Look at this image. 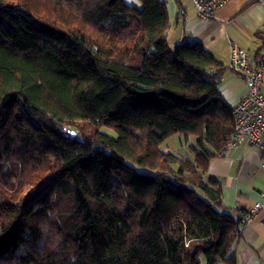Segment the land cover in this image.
Returning a JSON list of instances; mask_svg holds the SVG:
<instances>
[{
    "label": "trees",
    "instance_id": "obj_1",
    "mask_svg": "<svg viewBox=\"0 0 264 264\" xmlns=\"http://www.w3.org/2000/svg\"><path fill=\"white\" fill-rule=\"evenodd\" d=\"M137 2L0 0V264H237L246 210L206 174L234 132L226 67Z\"/></svg>",
    "mask_w": 264,
    "mask_h": 264
},
{
    "label": "crops",
    "instance_id": "obj_2",
    "mask_svg": "<svg viewBox=\"0 0 264 264\" xmlns=\"http://www.w3.org/2000/svg\"><path fill=\"white\" fill-rule=\"evenodd\" d=\"M140 7L137 0H125ZM169 19L170 44L184 39L198 40L226 67L218 90L232 106L247 92L245 82L228 68L229 47L235 43L251 53L257 43L254 32L264 23V0H228L213 19L198 16L192 0H164ZM168 150V147L167 149ZM261 150L246 140L228 145L210 159L206 174L221 181L225 206L248 210L256 202L261 206L242 225L236 249L237 264H264V169L260 167Z\"/></svg>",
    "mask_w": 264,
    "mask_h": 264
},
{
    "label": "built area",
    "instance_id": "obj_3",
    "mask_svg": "<svg viewBox=\"0 0 264 264\" xmlns=\"http://www.w3.org/2000/svg\"><path fill=\"white\" fill-rule=\"evenodd\" d=\"M228 0H192L199 17L213 19L217 11ZM228 68L245 82L247 92L231 106L234 117V132L228 143L233 145L246 140L261 150L260 167L264 169V64L256 65L251 53L245 48L232 43L228 53ZM221 82L224 76L220 78ZM224 147V148H225ZM219 151L218 155L224 150ZM264 201V188L261 192ZM261 206L256 202L253 207L244 212V219L248 220L252 213Z\"/></svg>",
    "mask_w": 264,
    "mask_h": 264
},
{
    "label": "rangeland",
    "instance_id": "obj_4",
    "mask_svg": "<svg viewBox=\"0 0 264 264\" xmlns=\"http://www.w3.org/2000/svg\"><path fill=\"white\" fill-rule=\"evenodd\" d=\"M69 127L74 129V130H77V128H79V127L83 128L86 133L90 132V130H91V126L88 123L83 122V121H77V122H75L74 125L69 126ZM100 129L115 135V132L113 130H111V129H108V128H105V127H102ZM185 142L186 141L184 140L182 135H180V134H172L169 137H167L166 139H164V141L161 144V147L164 150H166L167 147H168L169 151H173L175 153H182V154H185V155L187 154L188 155L191 152H190V150L187 147H185L186 146V145H184Z\"/></svg>",
    "mask_w": 264,
    "mask_h": 264
},
{
    "label": "water",
    "instance_id": "obj_5",
    "mask_svg": "<svg viewBox=\"0 0 264 264\" xmlns=\"http://www.w3.org/2000/svg\"><path fill=\"white\" fill-rule=\"evenodd\" d=\"M75 133V131L74 130H71V134H74Z\"/></svg>",
    "mask_w": 264,
    "mask_h": 264
}]
</instances>
